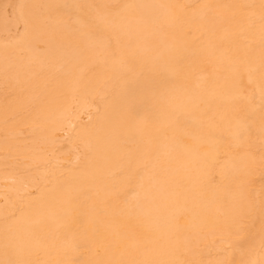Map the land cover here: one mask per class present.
<instances>
[{
  "label": "bare ground",
  "instance_id": "obj_1",
  "mask_svg": "<svg viewBox=\"0 0 264 264\" xmlns=\"http://www.w3.org/2000/svg\"><path fill=\"white\" fill-rule=\"evenodd\" d=\"M0 264H264V0H0Z\"/></svg>",
  "mask_w": 264,
  "mask_h": 264
}]
</instances>
